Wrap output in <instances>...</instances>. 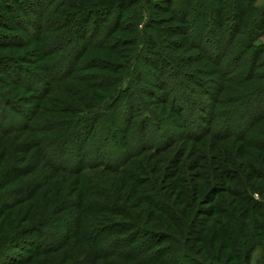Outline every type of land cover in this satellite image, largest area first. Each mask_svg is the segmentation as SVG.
Masks as SVG:
<instances>
[{"label":"rangeland","instance_id":"1","mask_svg":"<svg viewBox=\"0 0 264 264\" xmlns=\"http://www.w3.org/2000/svg\"><path fill=\"white\" fill-rule=\"evenodd\" d=\"M78 1H113L112 4L115 3V0ZM50 2L49 0H0V62L2 64L0 69L9 66V61L12 62L9 58L16 57L23 59V66L32 70L36 69L35 61L37 60L35 59L37 56L34 50L38 43H34L31 34H35L33 28L37 21L32 11L36 12L41 7L40 4L45 7L49 6ZM263 4L264 0H256L255 2V5L259 7ZM36 5L38 6L36 7ZM32 6L33 8H31ZM96 8L107 11V6L104 7V5ZM132 12L135 17L139 16L138 12ZM107 13L108 11L97 22H103ZM126 15L128 17L127 12L124 11L123 17ZM192 15L189 12V18ZM222 15L221 19L224 20L226 26L223 27L224 29H217L212 36L205 37L208 39V44H202L203 50L201 52L188 45L187 34L185 38L166 31L164 29L166 24L159 26L164 29V36L162 35L161 38H167L172 43L180 42V48L173 51L169 46L161 43L163 40H160L159 52L155 56H148L154 64H143L150 74L145 71L141 72L144 79L139 87L148 88L154 92V98L146 96V100H150L149 103L143 104L136 95H133L134 108L130 110L129 101L124 98L125 95L116 101L115 107L119 110L114 119V126L117 127L116 130L120 128L117 132H123V135L128 133V146L130 148H137L139 142L144 144L148 139L151 144L160 143L165 139V135L161 137L162 132H157L143 122L149 115L148 109L152 104L153 109H157L162 115L167 117L169 114L172 123H174L176 114L167 113V109L161 100L162 96L165 95L170 100L178 98L179 95L177 94H185L183 87L188 88L190 93L195 92L194 95L196 96L199 94L206 106L211 108L216 106L215 112L220 107L227 108L236 105L230 96V92L234 90L240 91V93L261 90L257 95V101L260 98L264 100V35L257 39L255 47L251 48L247 54L243 53L244 59L255 60L256 56L257 60V64L250 70H247L246 65H244V72L247 71L244 81H239V78L234 77L224 80L221 74L218 75L217 68L212 64V61L205 57L206 54L213 57L218 53L223 43L226 46L231 43L229 42L231 35H228L231 30L228 28L229 16L227 12ZM166 16L167 14L165 15L164 12H154V18L158 23L164 21ZM80 19L81 17L78 16L77 21ZM125 20L127 19L125 18ZM97 22L93 21L92 16L87 31L91 29L93 23ZM43 24L44 22L41 21V25ZM79 26L72 23L70 28L75 29ZM51 33L54 36L56 30H52ZM192 33L191 29L190 35ZM44 35L49 34L45 32L40 37L45 38ZM52 35L49 37H53ZM122 35H127V33L122 32ZM2 37L4 38L1 39ZM15 37L22 43L13 44ZM246 38L247 35H242V38L239 39L244 40ZM124 49L125 52L119 55L111 54L105 50L95 51L93 54L89 52L84 55L80 63L81 66L70 77L71 79L54 85L47 94L44 105L51 108V112H37L35 121H39L40 117L53 115L58 106L64 102L84 106L82 100L85 94L89 96L91 92L88 84L85 86V82H79L83 81V78H86L87 74L91 72V70H86L88 68L86 59L97 55V62L103 66L102 70L111 69V71L104 70L102 73L115 75L116 71H121V68H124L126 63L124 56L130 49L129 43L125 44ZM258 52L261 53L259 59L257 58ZM175 55L181 56L178 61L174 59ZM15 60L13 59V61ZM48 60L50 57L42 58L43 65L47 68L51 65ZM16 65L20 66L17 63ZM118 66L120 67L119 70H117ZM0 74H3L2 71ZM31 80L33 78L29 76V81L31 82ZM208 80L211 84L208 83ZM212 82L218 83L217 89L213 88ZM129 84L124 88L131 89ZM168 86H171L172 90L166 89ZM0 88V91L6 92L13 100H16L15 97H17L20 100L28 101L32 96L19 89L15 90L14 87ZM81 89L80 94L79 90ZM102 89L103 91L106 90L103 87ZM12 92L16 93L15 97H12ZM112 92H108V94H112ZM99 94L104 95L105 92H99ZM104 98L107 102L108 99L112 98V95L104 96ZM214 98H219L220 104L223 106L215 104ZM228 99L231 100L230 104L227 103ZM178 101L186 104L180 97ZM5 105L4 101L0 99V107ZM24 106L33 109L31 103ZM194 106V109L198 108L196 104ZM201 110V114L205 115L204 109ZM226 110L233 113L230 119L219 118V115H211L206 111L208 114L204 117L207 123H211L210 134L214 132V129L218 130L222 126L226 131L225 133L228 134H235L236 131L241 130L243 121L249 113L244 110L242 113L245 118L239 120L238 114L242 108L229 107ZM196 113L192 112L191 114L195 115ZM194 115L191 116L190 120L195 119ZM129 116L133 118L130 128L124 126L123 121ZM101 124L98 123L94 127V133L89 137L90 139L92 136L94 137L93 144L86 147V158L91 162L103 161L101 158H95L96 155H94V153L96 154V141L100 140L99 137L103 135L99 127ZM201 124L204 129H207L204 121ZM257 126L254 123L249 128V135L255 137L258 144L252 145V139H247L245 141L249 147L241 141L215 139L208 136H204L200 139L201 141H190L188 137L181 134V141L185 145L171 149L166 147L156 152L148 150L136 157L131 166L132 170L138 168L145 173L143 176L140 173L135 174L136 179L131 176L127 177L128 174L125 173L115 174L104 169L88 171L84 168L85 172L80 176H69L49 171L42 165H46L43 160L41 162L37 158L38 152L28 143L30 136L27 133L21 131L8 138L0 135V264H73L75 256L85 255L84 250H86L88 243L83 241L73 240L60 248L61 241L64 239L62 237L73 230L76 225L74 215L80 216L78 213H80L79 206L82 201L85 202L87 210L95 214L94 220L82 216L83 222L88 226L93 224L100 226L101 233L97 236V241L101 244L102 242L104 244L122 241L112 246L113 250L128 251L133 249L142 257L152 256L155 252H161L164 249L166 240L165 237L151 233H160L161 235L169 234L168 232L171 231L183 243L185 242L188 251L198 257L199 260L214 261L217 264H264V226L260 215L241 202H232V199L224 191L225 186L229 185L228 187L234 188L236 185L239 186L238 190L241 191L246 188L254 194L255 198L260 196L264 200V119ZM153 133L157 135L156 138ZM123 135L121 134V136ZM25 143L28 144L25 145ZM177 150L181 151L183 155L176 156ZM120 152L121 150L118 151V154ZM128 152L126 147L122 151L123 155L128 154ZM100 155L110 159L117 157L110 144L102 147ZM224 171L234 173L232 178L235 181L231 179L226 182L223 176ZM236 180L238 181L236 182ZM142 181H146L145 186H142ZM213 188H215L214 191H212ZM206 192H212V195L209 196L208 194L204 198ZM74 196H77L78 201H71ZM159 197L161 199L163 197V201ZM178 197L182 199L179 200V204L177 200L173 202ZM202 197L205 202L209 201V203L198 206V208L192 206V203L195 202L194 205L197 207L196 200L202 199ZM184 208L189 210L187 217L181 212ZM195 209L204 210L202 211L203 214L199 216L200 212H195ZM210 209H212L211 216L207 213ZM174 212L176 216H181V218L170 216ZM12 233L14 235L21 234V237L16 240L17 235L9 238ZM203 234L206 241L205 245L199 241ZM54 244H60L57 250L45 254H34L32 258H28L36 250ZM34 245H37L38 248ZM176 250L177 248L173 246L172 250L165 251V258L161 259L160 264H189L178 258L180 256ZM158 255L160 254H155L154 258ZM160 257L161 255L158 258ZM110 261L99 264H138L137 261L133 262L129 259H121V257Z\"/></svg>","mask_w":264,"mask_h":264},{"label":"trees","instance_id":"2","mask_svg":"<svg viewBox=\"0 0 264 264\" xmlns=\"http://www.w3.org/2000/svg\"><path fill=\"white\" fill-rule=\"evenodd\" d=\"M49 2L50 4L47 7L38 3L43 9L40 7L36 12L32 11L37 21L33 28V33L35 34H31L34 43H38L34 50L37 56L35 59L37 60L35 61L36 69L32 70L29 67L23 66V59L21 57L9 58L12 60V62L9 61V66H4V69H0V72L2 71L3 73L0 74V87H14L16 88L15 90L19 89L24 93L32 95L30 100L26 101L25 99L20 100L15 97L16 93L12 92V97L16 99L13 100L6 92L0 91V99L6 104L4 107H0V135L8 138L12 136V134L20 133L21 131L27 133L30 136L28 143L38 152L36 156L41 162L43 160L46 165H42L47 170L69 176H80L85 172V169L88 171L104 169L114 172L115 174L125 173L126 175L128 174L127 177L131 176L136 179L135 174L140 173L142 176L145 174L138 168L132 170L131 166L134 160H136V157L148 150L156 152L166 147L171 149L185 145L184 142L181 141V134L188 137L190 141H201L200 139L204 136H208L209 138L212 137L215 139L241 141L244 142L246 146L248 145L245 140L252 139V145L256 146L258 144L257 139L249 135V128L254 123L255 126L258 127V123L264 119V100L260 98L257 101V95L261 90L252 91L250 93H240V91L236 90L230 92V96L232 100L236 102V105L229 107L242 108V111L238 114V119L245 118V115L242 113L244 110L249 113L248 117L243 121L241 130L238 132L236 131L235 134L225 133L226 131L223 129V126L218 130L214 129V132L210 134L211 123L206 122L205 115L209 113L211 115H219V118L230 119L233 113L226 110L229 107H220V109L215 112L216 106H213V108L206 106L199 94L196 96L194 95L195 92L192 91L190 93L188 88L186 89L183 87L184 85L181 86L184 88L185 94L182 93L177 95H179L186 104L179 103V97L169 100L167 95H161V101L165 105L167 113L173 112L176 114L173 120L174 123H172L169 114L167 117L162 115L157 109H153L154 106L152 104L148 109L149 115L146 116V120L143 122L146 126H150L157 132H162L161 137L165 135V139L168 138L167 141L164 139L160 143L151 144L148 139L146 142L148 143L147 145H145L146 143L143 144V142H139L137 148H130L128 146V133H124L123 135V132H117L120 128L116 130L117 127L114 126V119L119 110V108L115 107L116 101L119 100L122 95H125L124 98L128 99L130 110L134 108L132 101L133 95H136L143 104L150 102V100H146V96L149 98L155 97L151 89L139 87V84L144 79L141 76V72H148L143 64H154L148 56H155V54L159 52L158 49L161 46L160 40H163L161 43L165 46H169L173 51L180 48V42L172 43L171 40L169 42L167 38H161L162 35L164 36V29L168 32L184 36L185 38L188 35V45L195 47L201 52L203 50L202 44H208V39H205V37L212 36L217 29L221 30L226 26L221 17L224 12H227L230 20L228 28L231 30L228 35H231V39L229 40L231 43L228 46L223 43L217 54L213 57L206 54L205 57L212 61V64L217 68L218 75L221 74L224 80L232 77L239 78V81L246 80L245 75L247 71L244 72V65H246L247 70H250L257 64V60L256 56L255 60L249 58L244 59L245 55L243 53L247 54L251 48L255 47L257 39L264 35V4L261 7L256 6V0H115L114 4H112L113 1L88 2L78 0H49ZM101 5H104V7L107 6L106 9L108 13L103 22H97L104 16V13L107 12L105 9L99 10L96 8ZM37 6L38 5H36V7ZM31 8H33V6ZM204 8H206V10H204ZM124 11L127 12L128 17L127 15L123 17ZM132 11L138 12L139 16L135 17ZM155 11H161L164 12L165 15L167 14L163 19L164 21L161 23L156 21L154 18ZM189 12L193 14L191 18H189ZM204 13L205 15H203ZM100 15L102 16L100 17ZM206 15L207 18H205ZM78 16L81 17V19L77 21ZM92 16L93 21L97 23H93L91 29L87 31V26ZM125 18L127 20H125ZM41 21L44 22L43 25H41ZM69 21L71 22L69 23ZM72 23L75 26L80 25L79 28L76 27L75 29H71L70 25ZM161 24H166L164 29L159 27ZM191 29L193 33L190 35ZM52 30H56L54 36L51 33ZM42 31L44 32L42 33ZM45 32L53 37L44 35L45 38H41L40 35ZM122 32H126L127 35H122ZM129 33L130 35H128ZM242 35H247V38L244 40L239 39L242 38ZM3 38L4 37L1 39ZM12 43L17 44L22 42L15 37ZM128 43L130 49L124 56L126 59L124 68H121V71H116L115 75L102 73L104 70L111 71V69L107 68L102 70L103 66L101 64L99 65L97 62V55H95L96 57L92 56L86 59L88 63V68L86 70H91V72L87 74L86 78H83V81L79 82H85V86L89 85L91 92L89 96L85 94L82 100L85 104L84 106H76L64 102L58 106L53 115L44 118L40 117L39 121H35V114L37 112H51L52 109L44 105L47 94H49L50 89L54 85L71 79L70 77L74 75L81 66L80 63L84 55H87L89 52L93 54L95 51L103 50L111 54L119 55L125 52L124 46ZM46 57H50L48 61L51 65L48 68L43 65L42 61V58L44 59ZM180 57L179 55H175L174 59L178 61ZM259 57H261L260 52H258L257 55L258 59ZM5 59L7 58L5 57ZM13 59L16 60L13 61ZM16 63L20 66H17ZM1 65L0 62V67ZM119 69L120 67L118 66L117 70ZM148 73L150 74V72ZM29 76L33 78L31 82L29 81ZM178 76H180V73H178ZM208 83L211 84L209 80ZM128 84L131 89L127 87L124 88ZM212 85L215 89L219 86L218 83L214 84V82H212ZM151 86L154 85L151 84ZM102 87L106 90L103 91ZM166 89L172 90V87L168 86ZM81 92L82 89L79 90L80 94ZM99 92H105V94H99ZM108 92H112V94H108ZM108 95H112V98L105 102L107 97L104 99L103 97ZM197 99L198 101H196ZM213 100L215 104L217 103L223 106L220 104L221 101L219 98H214ZM30 103L33 104V109L32 107L29 109L24 106ZM227 103L230 104L231 100L228 99ZM14 104H17V106H14ZM194 104H196L198 108L194 109ZM253 105L256 106L254 107ZM202 108L205 111V115L201 114ZM206 111L208 113H206ZM192 112L197 113L194 115L191 114ZM192 115L195 116L194 120L196 121L190 120ZM123 121L124 126L130 128L133 118L129 116ZM202 121L206 123L207 129H204L202 126ZM98 123H102L99 127L103 135L99 137L100 140L96 141V154L94 153V155H96L95 158H101L103 161L91 162L86 158V147L93 144L92 141L94 137L92 136L91 139L89 137L94 133V127L98 125ZM246 126L248 127L246 128ZM247 130L248 132H246ZM121 134L123 136H121ZM153 135L155 138L157 137L155 133H153ZM28 143H25V145ZM108 144L111 145L113 153L117 156L116 158L110 159L100 155L102 147ZM125 147L129 152L123 155L122 151ZM119 150H121L120 154H118ZM177 151L178 152L175 153L176 156L183 155L181 151ZM223 176L226 182H229L231 179L232 181L234 180L232 178L234 173L224 171ZM238 180H236V182ZM142 184V186H145L146 181H142ZM228 186H225L224 191L225 194L232 199V202H241L246 207L256 211L260 215L262 225L264 226V200L261 199L263 197L260 198L258 195L259 198H255L254 194L246 188L240 191L238 190L239 186L235 185L234 188ZM214 189L215 188H213L212 191H214ZM211 193L206 192L204 198L208 196V194L211 196ZM73 198L74 199L71 201L77 200V196ZM204 198L202 197V199L196 200L197 207L194 205L195 202L192 203V206L198 208V206L200 207L201 205L208 204L209 201L205 202ZM159 199L163 201V197L162 199L159 197ZM176 200L179 204V200L182 199L178 197L173 200V202ZM163 203L165 204V201ZM79 209L80 213L78 214L80 216L74 215V223L76 225L73 230L62 237L64 239L61 241L62 245L60 247L62 248L65 243L73 240L88 243L86 250H84L85 255H80V257L75 256L72 262L73 264H99L102 262H111V259L119 257H121V259H129L133 262L137 261L138 264H160L161 259L165 258V251L172 250L173 246L177 248L176 252L180 256L178 258L189 264H217L214 261L199 260L198 257L188 251L184 244L185 242L183 243V241L171 231L168 232L169 234L161 235L160 233H151L152 235L165 237L166 241L163 246L165 250L162 249L161 252L154 253V255L160 254V258H158L160 255L156 258H154V255L142 257L138 255L137 252H134L133 249L128 251L113 250L112 246L122 241L104 243L105 245L103 242L102 244L98 242L97 236L101 233L99 229L100 226L95 224L88 226L82 219L83 216L94 220L95 214L87 210L88 208L87 206L85 207L84 201L81 202ZM202 211L204 210L195 209V212H200L198 214L199 216L203 214ZM181 212L184 213L186 217L189 214L188 208L182 209ZM207 213L211 216L212 209L208 210ZM170 216L175 217V212L174 214H170ZM176 217L179 219L181 218V216ZM15 235L12 233L9 235V238L15 237ZM20 235L21 234L17 235L18 237H16L15 240L20 238ZM199 241H202L201 243L205 245L204 243H206V241L204 240V234ZM34 246L38 248L37 245ZM59 246L60 244H54L47 248H40L31 253L28 258H32L34 254L50 253L53 250H57ZM131 255H133V257H131ZM28 258L25 259L27 260ZM164 262H166V260H164Z\"/></svg>","mask_w":264,"mask_h":264}]
</instances>
